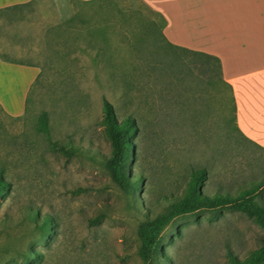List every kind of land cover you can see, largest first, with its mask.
<instances>
[{
    "label": "rangeland",
    "instance_id": "obj_1",
    "mask_svg": "<svg viewBox=\"0 0 264 264\" xmlns=\"http://www.w3.org/2000/svg\"><path fill=\"white\" fill-rule=\"evenodd\" d=\"M159 21L144 0H34L1 14L0 50L41 72L22 114L0 104V170L9 182L0 264H229L228 250L243 258L264 242V228L235 207L169 210L196 168L206 169L209 195L264 180V149L236 129L217 66L167 45ZM103 98L119 119L136 120L128 162L136 190L106 165ZM42 112L47 133L37 128ZM161 216L159 228H146L157 243L146 258L142 226Z\"/></svg>",
    "mask_w": 264,
    "mask_h": 264
},
{
    "label": "crops",
    "instance_id": "obj_2",
    "mask_svg": "<svg viewBox=\"0 0 264 264\" xmlns=\"http://www.w3.org/2000/svg\"><path fill=\"white\" fill-rule=\"evenodd\" d=\"M34 0H0L1 14ZM84 1V0H81ZM163 14L173 45L219 57L244 138L264 149V0H144ZM2 40V37H0ZM40 67L6 58L0 50V104L22 114ZM13 92L4 96L5 90Z\"/></svg>",
    "mask_w": 264,
    "mask_h": 264
},
{
    "label": "trees",
    "instance_id": "obj_3",
    "mask_svg": "<svg viewBox=\"0 0 264 264\" xmlns=\"http://www.w3.org/2000/svg\"><path fill=\"white\" fill-rule=\"evenodd\" d=\"M84 1L88 3H94L101 0ZM155 12L159 15L160 19L159 23L157 24L161 28V38L166 42L167 45L192 53L193 57L197 61L206 60L204 62L206 65L215 64L217 66L218 72L221 74V62L219 57L206 52L173 45L168 42L165 35L163 34V28L166 25V18L160 12L156 10ZM221 81L230 88V86L224 82L223 79ZM101 109L102 118L100 120V124L111 147L109 156L106 158V165L111 172L112 178L117 183L136 190L139 181L137 179H131L128 174V162L130 161L131 155L133 153L131 139L136 134L138 129L136 120L134 116L129 113L125 114L122 119H119L113 104L107 98L102 99ZM235 127L239 133L243 135L236 123ZM37 128L44 133L48 132V116L46 112L41 113L38 119ZM51 145L55 150L63 151L68 154H71L74 151L73 145L63 146L57 145L54 142H52ZM206 177L207 172L205 168H196L191 171L185 192L182 195L173 198L171 203H169V210L171 214L188 213L205 208L213 209L221 206H232L244 212L253 220V222L264 228V201L261 202L259 199V189L264 184V180L251 183L249 187L241 189L237 194L215 193L209 195L204 193L202 189ZM8 188L9 182L3 178V169H1L0 196H2L8 190ZM165 219V216H161L146 222L142 226L143 234L145 236V245L142 251L146 258H150L152 254L157 251V243L155 242V238L153 234L146 230V228H159ZM50 223L51 221L49 216H45L41 228L46 230ZM227 257L229 264H264V242H262L258 247L248 251V253L243 258L237 257L235 254H233V252H231V250L227 251Z\"/></svg>",
    "mask_w": 264,
    "mask_h": 264
}]
</instances>
